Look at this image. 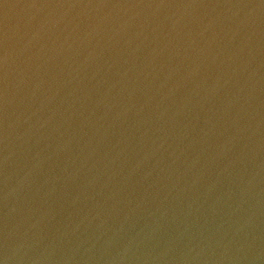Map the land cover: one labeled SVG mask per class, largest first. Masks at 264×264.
<instances>
[{"label": "water", "instance_id": "obj_1", "mask_svg": "<svg viewBox=\"0 0 264 264\" xmlns=\"http://www.w3.org/2000/svg\"><path fill=\"white\" fill-rule=\"evenodd\" d=\"M0 264H264V0H0Z\"/></svg>", "mask_w": 264, "mask_h": 264}]
</instances>
